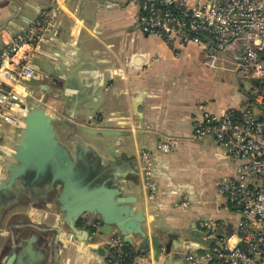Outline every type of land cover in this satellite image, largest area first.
Wrapping results in <instances>:
<instances>
[{
    "label": "crops",
    "instance_id": "crops-1",
    "mask_svg": "<svg viewBox=\"0 0 264 264\" xmlns=\"http://www.w3.org/2000/svg\"><path fill=\"white\" fill-rule=\"evenodd\" d=\"M58 6L60 13L49 34L58 43L42 44L34 56V62L50 80L26 83L33 96L24 100L22 121L29 110L43 106L55 118L59 140L72 152L77 146L75 130L66 121L83 127L90 122L92 127L123 134L98 137L84 129L76 132L77 137L91 146L92 153L102 154L104 166L120 173L113 176L122 196L132 198L130 206L142 216L149 234L167 231L175 234L176 239L169 257L162 255L158 263L154 261L151 245L146 255L138 253L133 262L120 263L108 246L111 238L124 241V236L114 234L115 228L108 235L99 234L102 228L99 220L88 222L83 217L73 231L65 224L57 202L59 188L33 187L28 188L31 193H25L21 188L18 190L20 183H17L12 193L3 192L6 201L0 204V264L3 251L6 255L13 252L12 243L7 242L14 240L12 226L20 219H31L38 225L37 234L45 238L41 247L36 245V249L27 251L32 264H40L39 253L45 264H188L187 249L208 243L207 232L199 227L201 220L226 223L217 230L224 237L236 228L241 217L239 210L233 209L219 192L221 180L234 174L237 164L229 158L224 144L210 137L194 136L192 118L204 110L222 113L241 107L247 102L246 92L236 88L227 95L221 91L212 80V68L206 65L204 46L171 48L160 37L140 31L136 27L137 9L129 0H0V67L1 53L15 36L29 28L43 11ZM74 28L72 38L70 32ZM60 41L76 43V58ZM26 49L27 46L19 55ZM57 53L64 58L60 60ZM75 59L78 66H87L91 84L96 72L103 76L105 85L100 89L99 101L95 103L94 97L87 94L90 103L82 105L74 117L65 109L62 96L66 81L58 75ZM83 90L87 91L85 87ZM90 116L95 117L90 121ZM23 127L24 123L20 127L3 123L1 147L13 150L15 147L10 146L17 144L21 135L15 138L13 133L22 132ZM168 139L177 140L178 147L165 153L159 144ZM142 150L150 155L159 188L158 197L153 200L144 184ZM1 151L0 181H3L7 171L2 169L10 156ZM183 201L189 203L186 208L178 205ZM131 238L130 245L138 252L142 239Z\"/></svg>",
    "mask_w": 264,
    "mask_h": 264
},
{
    "label": "built area",
    "instance_id": "built-area-1",
    "mask_svg": "<svg viewBox=\"0 0 264 264\" xmlns=\"http://www.w3.org/2000/svg\"><path fill=\"white\" fill-rule=\"evenodd\" d=\"M137 9L136 27L146 35L160 37L171 48L199 45L206 48V65L230 68L251 80L247 103L222 113L204 110L192 118L196 138L210 137L227 148L236 162L235 173L225 176L219 192L241 217L236 228L224 237L217 234L224 222L201 220L207 245L190 246L188 264H264V0H129ZM60 7L41 13L29 28L18 33L1 53L0 131L3 123L20 127L24 100L30 95L26 83L48 75L34 62L42 44H50V33ZM75 28L70 32L75 37ZM20 55L19 53L24 47ZM15 57L18 58L15 61ZM0 132V146H2ZM178 147L175 139L159 144L162 152ZM144 184L148 197H158L152 161L141 151ZM186 208L187 201L178 204ZM114 257L133 262L127 243L119 238L108 241Z\"/></svg>",
    "mask_w": 264,
    "mask_h": 264
},
{
    "label": "water",
    "instance_id": "water-1",
    "mask_svg": "<svg viewBox=\"0 0 264 264\" xmlns=\"http://www.w3.org/2000/svg\"><path fill=\"white\" fill-rule=\"evenodd\" d=\"M52 42L56 46L57 38L53 37ZM59 44L69 48L71 56L76 58L78 48L75 42L64 44L60 41ZM57 55L60 60L64 58L59 53ZM86 67L78 66V59H75L68 62L64 72L62 71L63 74L58 75L66 81L62 96L66 103L65 109L74 117L82 105L90 103L87 94L94 97L95 103L99 101L100 89L105 85L103 76L96 72L95 82L91 84ZM84 87L87 91L83 90ZM94 117L90 116V121ZM54 120L55 118L39 105L23 117L24 127L15 148L8 150L0 146V154L3 149L10 156V161L5 162L2 169L6 170L7 174L6 179L0 181V204L6 201L3 192L12 193L17 183L27 188H59L57 202L61 206L65 224L73 231L77 230V223L83 217L89 220L88 222L99 220L98 223L102 224L99 234L108 235L112 228H115L114 234L124 236L127 244H132V236L142 239L139 254L146 255L151 245L155 252V262L158 263L164 254L169 257L176 235L167 231H162V234H149L143 226L145 221L142 216L130 206L132 198L122 196L119 183L113 176L120 173H113L109 166H104L102 154L92 153L91 146L77 137L76 132L78 129H84L98 137L109 133L118 137L124 135L118 131L108 132L92 127L90 122L89 126L83 127L66 121V124L75 130L73 137L77 146L72 152L59 140Z\"/></svg>",
    "mask_w": 264,
    "mask_h": 264
},
{
    "label": "flooded vegetation",
    "instance_id": "flooded-vegetation-1",
    "mask_svg": "<svg viewBox=\"0 0 264 264\" xmlns=\"http://www.w3.org/2000/svg\"><path fill=\"white\" fill-rule=\"evenodd\" d=\"M48 80H50L49 75L48 77H45L39 81L45 82ZM17 186H18V190L19 188H21L25 193H31L30 189L21 186V184H18ZM12 227H13V230L15 231L16 236L14 237V240L11 238L7 242V244L12 243L13 252L11 254L6 255L5 251H3L4 256H2L3 257L2 264H18L20 262L24 264H32L28 256V252H30L29 250L36 249L35 247L40 246L41 244H44L45 242V238H43L40 234H37L38 225L34 224L31 221V219H28V220L20 219L18 224ZM3 247L4 249L7 248L6 245ZM6 256L7 258H5ZM0 262H2V259L0 260ZM38 262L40 264H45V259L41 255V253L38 254Z\"/></svg>",
    "mask_w": 264,
    "mask_h": 264
},
{
    "label": "rangeland",
    "instance_id": "rangeland-1",
    "mask_svg": "<svg viewBox=\"0 0 264 264\" xmlns=\"http://www.w3.org/2000/svg\"><path fill=\"white\" fill-rule=\"evenodd\" d=\"M211 76L212 80L217 84L219 88H221V91L225 92V94H231L234 93L236 88L237 90H241L243 92H250L251 89L253 88V83L251 80L245 79L243 77H240L235 71L231 70L230 68H215L211 69ZM247 103V102H246ZM246 103H243L244 105ZM242 105V106H244ZM14 137L17 138L20 134L21 131L15 130L14 131ZM16 135H18L16 137ZM15 142L12 144L11 149L15 147Z\"/></svg>",
    "mask_w": 264,
    "mask_h": 264
},
{
    "label": "trees",
    "instance_id": "trees-1",
    "mask_svg": "<svg viewBox=\"0 0 264 264\" xmlns=\"http://www.w3.org/2000/svg\"><path fill=\"white\" fill-rule=\"evenodd\" d=\"M126 249H127L128 251H131V252H132V254H133L132 257H135V256L138 255V252H136V250L132 247V245L127 244ZM129 262H131V261L128 260V261H126L125 263H129Z\"/></svg>",
    "mask_w": 264,
    "mask_h": 264
}]
</instances>
